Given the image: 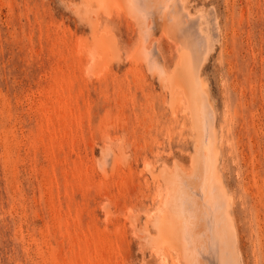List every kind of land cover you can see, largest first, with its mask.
<instances>
[{"label": "rangeland", "instance_id": "obj_1", "mask_svg": "<svg viewBox=\"0 0 264 264\" xmlns=\"http://www.w3.org/2000/svg\"><path fill=\"white\" fill-rule=\"evenodd\" d=\"M77 1L0 0V264H159L161 261H159L158 254L149 245L157 235L159 237L168 234V227H166V216L157 211L158 201L153 199V194L158 186L168 183L170 179L167 178L169 180L166 182L165 178L169 173L168 177L171 180L172 177L173 180H177L182 174V179L185 180L184 177L187 179V185L181 183L179 186L178 180H175L176 183L171 181L167 184L168 186L172 184L171 189L177 184L172 191L169 187L171 198L174 196L175 199L179 198V191H181L183 194L180 193L181 203L178 198L176 201L183 206H189V200L186 199L189 193L185 194L184 192L197 194L196 188L199 189L201 178L197 177V180H200V183L196 180V183H199L198 187L193 181L196 179V176L192 175L194 173L192 171L193 162L197 157L202 158L205 149H203L202 143L198 145L195 143V137L199 130L202 132V128L200 127L201 129L198 130L194 122L198 123V118L201 117V107H204L202 109L207 112L210 108H214L209 111L211 114L208 113L209 116L212 115L210 117L215 118L211 120L212 118L209 117L211 124L213 122V127L215 125L219 142H217L219 151L217 167H219L218 174L220 176L218 175L217 179L214 178L213 184L220 182V185H213L214 189L217 186L220 188L223 184L224 195L233 196V201L229 200L233 202L232 205L230 202L229 210L225 209L224 198L223 200L221 198V201L219 199L221 204L218 203L219 206H217L222 209V204H224L226 210H224L225 214L223 211L220 212V217L225 215V218H229V220L226 219L228 221L226 223L224 217L219 219V221L224 219L221 221L222 224L219 222L220 226L225 223V226L223 228L219 226V229L225 228L227 231L230 225L232 226V232L223 230L225 233L222 236L228 234L227 240L233 249L236 242L241 264H264V0H186V2L182 0L181 2L187 3L189 8L184 4L185 7H182V3L179 2L181 6L179 11L182 13L178 11L180 16L177 13L176 17H174L176 12L167 8L168 10H164V12L166 14V11L170 10L166 14L169 19L166 15L163 16L164 13H161L164 8L161 0H153L154 6L152 0H149V6L148 0L147 2L143 0L147 3L144 7H149L146 9H153L154 13H150L153 15V17L150 15L152 18L148 16L149 13L146 14L148 10L143 11V8L141 13L140 8L139 11H136L137 14L135 11L132 13L134 8H127L128 5H131L130 0L128 1L130 4L123 0L119 1L122 4H118V0H109L105 6H102L103 8L97 0L94 3L91 0L92 6L98 5L93 6L95 10L90 7V0H82L83 5L81 0ZM113 2L117 3L114 7ZM135 4L137 7L141 3ZM119 5L123 8L127 5V9H119L121 8ZM77 6L80 7V10L82 8V11ZM96 8H101L98 10V14ZM115 8L116 11L112 10ZM159 9L160 11H158ZM125 10L129 11L125 12ZM188 10L194 13H191L192 17L193 15L197 16L199 24H204L201 25V29L205 34L207 31V40H205L208 43L202 41V38L200 39L194 33L191 34L190 31L181 28L185 24V16L187 14L190 16V12L187 13ZM88 11L91 14H88V18H86V15L82 13L86 14ZM92 12L97 15L94 16ZM127 12L129 13L126 14ZM81 14L85 19H88V22H90L89 19L92 20L90 23H93L94 28H97L94 25L100 22V25L97 24L99 31L92 30L89 27L90 25L92 27V24L89 25V23L86 27L87 22ZM142 14L149 18L142 16L143 20H141L140 15ZM160 15V19L164 20L163 16L164 22L170 20V23L165 25L163 21L161 22ZM202 15L204 16L202 17ZM125 16L126 21L128 20L130 24H128L129 27L128 22L124 19ZM98 17H100V21ZM119 17L121 18L119 19ZM130 17L134 19L132 20ZM177 17L178 22L181 18L183 20L179 30V32L183 31L184 36L181 35V40H177L179 33L178 35H176L177 32L173 33L179 28V23L176 21V26H174L176 28L178 25L176 29L169 27L170 24H173L171 19L175 18L176 20ZM144 19H147L146 23L149 19L150 23L145 24ZM150 19L154 20H152L153 24ZM135 20L138 22L136 23ZM158 22H161L160 25ZM211 22H216L217 25L216 23L213 25ZM140 23H144L143 26ZM151 24L154 28L149 26ZM146 25L148 26V28L146 27L147 31L144 30L145 28H141ZM149 28L152 31H148ZM162 28L163 30L170 28L167 31H172L168 33L164 30L163 32ZM217 29L220 30L219 33ZM91 30L98 31V34L102 30L104 34L110 35V38L106 35L105 38H102L101 32L99 35L100 42H102L101 44L99 42L100 51L102 48L106 49V52L101 51L106 55L103 57L104 54H99V51L95 52V49L99 48L96 46L98 45L96 42L94 53L99 52L98 57L95 58V55L93 60L86 62V57L83 54H78L80 47L83 46V43L81 45L79 42L81 40L89 42L92 38H96ZM158 30L162 31L160 32L161 36ZM139 31L140 34L147 32L148 35L145 34L147 37H143V33V35H139ZM213 31L214 36L216 34L218 37L213 36L211 33ZM152 32L160 37L158 35L156 37L155 34L152 36ZM172 34H175V37ZM189 34L191 38L193 37L194 43L185 38ZM84 35H88L89 38H86L88 36L82 37ZM193 35L197 37L194 38ZM149 36L152 37L149 38ZM198 37L201 41L197 39ZM139 38L142 44L144 42L149 47L158 44L161 52L159 51L160 54L156 55L159 57L161 55L164 61L160 60L159 65L149 61V57L145 61L146 57L143 56L146 53L142 55L145 50L142 52L143 48L139 43ZM147 38L150 40L148 41ZM184 38L185 40H183ZM79 39L80 41H77L78 44H76V40ZM111 39L115 41L111 42ZM183 42L188 43L185 46L189 45L191 49H193V44L195 53L190 48L185 47L184 49V46L179 48L184 44ZM197 43L205 47L202 49L200 45H197L198 48L195 46ZM85 44L87 46V43ZM106 45L109 46L108 49ZM139 48L141 52H137L140 51ZM188 49L195 55L199 51L206 54L199 52L196 57H191L192 60L189 57L191 53ZM204 49H207L208 53ZM107 50H110L109 53ZM184 51L190 53L188 59L190 58V61L194 62L192 65L196 63L194 67L189 60H185L189 63H185L183 60V55L185 57L187 53L183 54ZM81 52L83 53V50ZM198 55H201L202 63H200ZM80 57L83 60H80ZM194 58L199 61V64ZM181 59L184 65H182ZM132 60L133 62H131ZM87 63L91 65L85 69ZM178 63L181 64V66L179 64V69L176 67ZM186 64L191 66L188 67ZM200 65L201 69H199ZM154 67L157 70L161 68L167 74L162 73L161 70L156 71V74L153 72L156 70V68L153 70ZM184 67H188L186 71L188 75L185 76L186 73L183 69L186 68ZM103 70L106 75L102 72ZM192 70L195 75L200 70V76L198 73L196 77L189 74ZM97 73L101 75L97 76ZM172 74L176 76H172ZM162 75L167 76L163 77ZM168 75L170 79L167 78ZM180 75L185 78L178 77ZM190 75L191 78L193 76L190 80L198 78L197 82L202 76L203 80L200 79L199 82L205 83L204 88L205 91L207 89L208 97H205L207 96L205 92H203L204 95L201 94L210 102L203 96L200 98L199 92L198 94L191 92L194 91L197 82H194L196 84L193 83V86L192 82L188 81L193 90L191 85L190 87L186 85L193 97L196 96L195 99L189 90L187 94H191L190 97L193 100L188 99V96L185 95L184 91L187 89L185 90L184 87L188 80L187 77ZM162 77L165 78V81ZM173 77H176L178 81ZM172 79H175L176 83L170 81ZM179 80L182 81L179 82ZM171 82L179 83L181 86L172 85ZM182 82L184 87L180 90V87L183 86ZM166 83L168 84L166 85ZM173 86L177 91H174L175 97L179 96L176 94L184 93L179 100L172 97L174 96ZM183 98L185 102L182 101ZM202 98L205 103L207 102L206 104L201 101ZM196 99H201L199 106L202 102V105H209L210 108L209 106L205 108L202 105L198 108L199 101ZM189 100L195 102V104L191 102L192 108ZM174 106L177 108L178 114L174 111ZM194 106H196V110L193 109ZM198 110H200L198 112L200 114L195 113ZM213 111L214 114H212ZM190 113L192 115L194 113L196 117L198 114L199 117L195 120V115L192 116ZM199 120L202 121L200 118ZM104 147L110 151L109 155H105L106 157L104 156ZM194 147L198 149L195 151L197 155L201 151L200 156H196ZM110 148L115 149L116 152ZM123 152L126 159L122 156ZM114 153H117L115 155L117 158L119 157L118 162L121 164L114 161L115 157H112L115 156ZM103 156L107 160L104 159V163L101 162ZM111 162L112 165H110ZM179 164L182 166H177ZM178 167L183 170L177 169ZM197 167L200 168L201 165ZM187 168L188 170H186ZM105 169H110L108 175L104 172ZM111 170H114L115 173L110 172ZM175 170H180L182 174L174 172ZM171 173L179 174L175 178V174L173 176ZM198 173H202L201 168ZM189 180L191 184L195 185H191L193 189L195 188L193 191L188 187L190 182L187 181ZM179 181L183 180L180 178ZM224 187L226 190L228 189L229 193H226ZM105 188L106 191H103L102 189L105 190ZM219 188L216 189L217 191H213V188L210 189L215 195L213 200L216 204L218 201L216 199L219 197L216 198V193ZM220 196L223 197L222 193ZM106 210L110 211H108L109 218H105ZM130 212L137 218L129 215ZM226 213L228 214L226 215ZM152 214L154 216L151 219ZM229 214L232 219L235 218L234 222L230 219ZM130 217L134 218V222L138 224L139 228L135 229L137 227L135 223L132 222L133 225L130 223V220L133 219ZM156 218L159 219L160 225ZM199 225L200 222L197 223L198 229ZM208 234L207 232V237ZM181 237V240H184L182 243L179 239V243H181L180 245L184 244L186 248L181 249L179 246L178 251L177 249L174 251L168 247L169 264H185L182 257L184 256L186 259L187 251H183L185 253L182 254L180 249H188L189 256L191 250L193 257L199 254V249L196 248L200 247L201 250L207 246L203 238L199 243L200 239L197 242L196 239L191 237V240L187 237L186 241V237L180 235ZM234 238H236L235 241ZM227 240L226 243L224 242L225 244L228 243ZM184 241L187 242L188 247L192 245V249H189ZM229 244H227L228 248H230ZM232 248L230 252H232ZM225 251L227 255L229 252H227V248ZM179 252L181 253L179 254ZM226 255V258L227 256L231 258V261L228 260L229 263H232L231 253ZM198 257L200 255L194 256L195 259ZM191 258H188L187 255L186 264H194L191 263L194 258ZM204 260L206 261V259Z\"/></svg>", "mask_w": 264, "mask_h": 264}, {"label": "bare ground", "instance_id": "obj_2", "mask_svg": "<svg viewBox=\"0 0 264 264\" xmlns=\"http://www.w3.org/2000/svg\"><path fill=\"white\" fill-rule=\"evenodd\" d=\"M75 1H77V0H75ZM78 1H79V0H78ZM78 1H77V2H78ZM84 1H85V0H84ZM92 1H93V3L95 2V0H92ZM97 1L99 2L98 4H100L101 8H103L102 6H105L106 3H107L109 0H97ZM114 1H116V0H114ZM119 1H121V0H118V4H122V3H121L122 1H121L120 3H119ZM123 1L126 2L127 4L129 3V2H128L129 0H126V1L123 0ZM150 1H151V0H150ZM152 1H153V0H152ZM157 1H160V0H157ZM181 1H182V0H161V4H162V6L164 7V8H162V9H163V12H161V13H164L163 16H165V15L167 14V12H170V10H169V11H166V14H165L164 10H168V9H170V8H171L174 12H176V13L173 12V13L175 14V16H174V14H173L174 17H176L177 13H178L179 16H180V13H182V11H179V10H181V6H180V3H182ZM80 2H82L81 4L83 5V1L81 0ZM86 2H87V1H86ZM86 2H84V3H86ZM124 2H123V3H124ZM130 2H131V5H128V7H127V5H126V7H127V8H134L133 11H132L131 9H129L130 11H132V13H133L134 11H135V13H136V11H137L139 8H140V13H141L142 10H143V11H144V10H145V11L148 10V12L146 11V14L149 13L148 16H150L151 14L154 13V12H153V9L150 8V9L152 10V12H151L150 9H146V8H149V7H144V6L147 5V3H146L147 0H146V2L143 1V0H142V1H141V0H130ZM139 2H140L142 5H141V4L138 5V6H137L138 8H137L135 3H139ZM142 2H143V3H142ZM148 2H149V0H148ZM155 2H156V1H155ZM179 2H180V3H179ZM184 2H186V0H185ZM89 3H90V7H92V8H93V6H94V7H95V6H98V5H93V6H92L93 3H91V0L89 1ZM89 3L87 2V4H89ZM115 3H116V2H115ZM115 3H114V2L112 3L113 7H114V5H117V3H116V4H115ZM145 3H146V4H145ZM158 3H159V2H158ZM124 4H125V3H124ZM129 4H130V3H129ZM149 4H150V2L148 3V6H149ZM152 4H153V6H154V1H153ZM156 4H157V3H156ZM161 4H160V5H161ZM183 4H184V3L181 4L182 7H185V6L187 7V6H188V5H186L187 3L184 4L185 6H183ZM77 5H78V4H77ZM82 5H79V6H82ZM84 5H86V4H84ZM109 5H110V4H109ZM79 6H77V8L80 10V7H79ZM86 6H87V5H86ZM88 6H89V5H88ZM119 6H120V5H119ZM124 6H125V5H124ZM134 6H135L136 8H135ZM153 6L150 5V7H153ZM90 7H89V8H90ZM113 7H112V8H113ZM116 7H117V6H116ZM120 7H121V8H119V9H123V10L126 8V7L123 8L122 6H120ZM156 7H157V6H156ZM86 8H87V7H86ZM92 8H91V9H92ZM101 8H99V9H101ZM127 8H126V9H127ZM142 8H143V9H142ZM154 8H155V7H154ZM165 8H166V9H165ZM167 8H168V9H167ZM187 8H189V7H187ZM91 9H87V10H91ZM93 9H94V8H93ZM96 9H97V8H96ZM99 9H97V14H98V12H99V11H98ZM141 9H142V10H141ZM160 9H161V8H160ZM160 9H159L158 11H160ZM162 9H161V10H162ZM182 9H183V8H182ZM195 9L197 10L198 8L196 7ZM83 10H84V6H83ZM94 10H95V9H94ZM112 10H115V11H116V8H115V9H112ZM123 10H122V12H123ZM129 10H125V12H126V11H129ZM183 10H184V9H183ZM206 10H207V9H206ZM80 11H82V8H81ZM80 11H78V12L80 13ZM104 11H105V10H104ZM118 11H119V10H118ZM138 11H139V10H138ZM178 11H179L180 13H179ZM184 11H185V10H184ZM204 11H205V10H204ZM84 12H85V11H84ZM84 12H83L82 14L86 15L85 17L88 18L87 15L89 14L90 11H88V13H86V14H85ZM86 12H87V11H86ZM171 12H172V11H171ZM189 12H190V11L188 10L187 13H189ZM74 13H75V12H74ZM105 13H106V11H105ZM107 13H108V11H107ZM128 13H129V12H127L126 14H128ZM140 13H139V14H140ZM142 13H144V12H142ZM150 13H151V14H150ZM191 13H192V12H190V14H189L190 16H191ZM195 13H196V12H195ZM197 13H198V11H197ZM199 13H200V12H199ZM82 14H81V16H82V18H83L84 16H83ZM90 14H91V13H90ZM90 14H89V15H90ZM92 14H93V12H92ZM95 14H96V13H95ZM95 14H93V15L95 16ZM97 14H96V15H97ZM119 14H120V13H119ZM123 14H124V13H123ZM136 14H137V13H136ZM139 14H138V15H139ZM144 14H145V13H144ZM144 14L140 15V19H141L142 16L144 17V16L146 15V14H145V15H144ZM168 14H169V13H168ZM192 14H194V13H192ZM215 14H216V13H215ZM110 15H112V14H110ZM131 15H134V14H131ZM131 15H129V16H131ZM154 15H155V14H154ZM169 15H170V14H169ZM171 15H172V13H171ZM198 15H199V14H198ZM200 15H201V14H200ZM77 16H78V15H77ZM79 16H80V15H79ZM115 16H116V13H115ZM134 16H135V15H134ZM151 16L153 17V15H151ZM151 16H150V17H151ZM163 16H162V18L165 20V18H164ZM166 16H167V15H166ZM173 16H172V17H173ZM179 16H178V17H179ZM187 16H188V14L185 16V19H184V23H185V24H184L183 26L181 25L182 27L180 26L181 21H183L182 18H181L180 22L177 21L178 17L176 18V20H175V18H174L175 22H174L173 18H172V19L170 18L171 21H173V24H170L171 26H169V27H174V26H176V24H175L176 21L179 23V24H178V25H179V28H178V29H176V28L178 27V25H177L176 28L174 27L177 31H176V30H175V31L173 30V31H174L173 33L177 32L176 35H178V33H179V35H178V37H177V40H178V39L181 40V35L183 36V33H182L183 31H182V32H179L180 27H181L182 29L184 28L186 31H190L191 34L194 33V35L199 36L200 39L202 38V39H201L202 41H203V40L206 41V40H207V39H206L207 31L204 30V31L206 32V34H205V33L202 31L203 29H201V25H204V24H199V22H198L199 20L196 18L197 16L194 17V15H193L194 18H193L192 16H191V17L188 16V19H186ZM203 16H204V15H202V17H203ZM85 17H84V20H85V22H87V23H86L87 25L85 24L86 27L88 26V23H89V25L92 24V27H91V25L89 26L90 28H92V30H93V29L98 30V29H97V28L99 27V26H97L98 23H97L96 25H94V26L97 27V28H94V27H93V23H90L92 20L89 19L90 22H88V19H85ZM91 17H92V16H91ZM91 17H90V18H91ZM136 17L138 18V16H136ZM145 17H147V16H145ZM152 17H151V18H152ZM160 17H161V15L159 16V20H160L161 22L163 21V23H165V25H166V24L168 25V23H170V22H169L170 20H168V22L166 21V22H167V23H166V22H164V20L160 19ZM167 17H168V19H169V16H167ZM205 17H206V15H205ZM210 17H211V16H210ZM98 18H99V21H100V17H98ZM114 18H115V17H114ZM120 18H121V17H119V19H120ZM125 18H126V16L124 17V19H125ZM130 18L132 19V17H130ZM137 18H135V19H137ZM147 18H149V17H147ZM206 18H207V17H206ZM133 19H134V18H133ZM133 19H132V20H133ZM155 19H156V18H155ZM157 19H158V17H157ZM157 19H156V20H157ZM208 19H209V18H208ZM80 20H81V17H80ZM82 20H83V19H82ZM84 20H83V21H84ZM86 20H87V21H86ZM137 20H139V19H137ZM141 20H143V18H142ZM146 20H147V19H146ZM146 20L144 19V23H145V24L150 23V22H149V19H148V23H146ZM150 20H151V19H150ZM152 20H153V19H152ZM152 20H151V22H152ZM178 20H179V19H178ZM201 20H202V18H201ZM203 20H204V19H203ZM205 20H206V19H205ZM99 21H98V22H99ZM125 21H126V19H125ZM153 21H154V20H153ZM157 21H158V20H157ZM85 22H84V23H85ZM93 22H95V21H93ZM96 22H97V21H96ZM123 22H124V20H123ZM126 22H128V20H127ZM126 22H125V23H126ZM131 22H132V21H131ZM135 22H136V20H135ZM135 22H133V23L135 24ZM137 22H138V21H137ZM137 22H136V23H137ZM141 22H143V21H141ZM161 22H158V24L161 23ZM201 22H202V21H201ZM206 22H207V20H206ZM206 22H205V23H206ZM120 23H121V21H120ZM133 23H132V24H133ZM144 23H140V24L143 26ZM182 23H183V22H182ZM211 23H212V22H211ZM215 23H216V22H215ZM215 23L213 22L212 24L214 25ZM128 24H129V22L127 23V25H128ZM152 24H153V22H152ZM152 24L149 25V26H150V27H153ZM98 25H100V22H99ZM129 25H130V24H129ZM129 25H128V27H129ZM137 25H138V24H137ZM154 25H156V22H154ZM159 25H160V24H159ZM199 25H200V26H199ZM207 25H209V24L207 23ZM216 25H217V23H216ZM216 25H215V26H216ZM218 25H219V24H218ZM157 26H158V25H157ZM205 26H206V25H205ZM211 26H212V25H211ZM211 26H210V27H211ZM128 27H127V28H128ZM130 27H131V26H130ZM133 27H134V26L132 25V28H133ZM138 27H139V26H138ZM146 27L148 28L147 25H146L145 27H141V28H145L144 30H146V29H147ZM161 27H162V24H161ZM165 27H166V26H165ZM202 27H203V26H202ZM216 27H217V26H216ZM153 28H154V27H153ZM174 28H172V29H174ZM189 28H190V30H188ZM204 28H205V27H204ZM206 28H208V27H206ZM206 28H205V29H206ZM212 28H213V27H212ZM101 29H102V28H101ZM128 29H129V30H132V29H130V28H128ZM158 29H160V28L158 27ZM169 29H170V28H169ZM169 29H167V30H169ZM209 29H211V28H209ZM92 30H91V32L94 34V36H96V38H92V39H94L93 41H92L91 38H90V39H91V40H90L91 42H90L89 40H88L89 42H86V41L84 42V41H82V40H81V41H82V42H81L80 39H79V40H76V42H77V41H80L79 43H80L81 45H82V43H83V46L79 45V46H81V47H80V52L83 50V53H82V52L80 53L79 51H78L79 53H78V52H77V53H78V54H83V55L86 57V59H85L86 62H87V60H88V62H89V60H90V61L93 60V56H95V55H96L95 58L98 57L97 54H98L99 52H100L99 54H102V55H103L104 53H102L101 51L104 50V52H106V51H105L106 49H103V48H102V50L100 51V49H101V48H100V44H101L102 42H100V41H101V38H100L99 35L101 34V32H102V35H101L102 38H103V37L105 38V35L108 36V37L110 36V35H107V33L104 34L105 29H103L104 31L101 30L100 34H98V33H99V32H98L99 30L97 31L98 33L95 32V30H94V31H92ZM139 30H140V29H139ZM149 30L152 31V29H150V28L148 29V31H149ZM153 30H154V29H153ZM161 30L164 32L165 28H164V30H163V28H162ZM167 30H165V31L168 32ZM213 30H215V29H213ZM140 31H141V30H140ZM140 31L138 32L139 35H141L142 33L144 34V32H142V33L140 34ZM146 31H147V30H146ZM146 31H145V32H146ZM155 31H157V30H155ZM158 31H159V30H158ZM162 31H159V35H160V32H162ZM171 31H172V30H171ZM171 31H169V32H171ZM208 31H209V30H208ZM210 31H211V30H210ZM217 31H218V29H217ZM217 31H216V33H217ZM219 31H220V30H219ZM219 31H218V33H219ZM94 32H95V33H94ZM105 32H106V31H105ZM109 32H110V31H109ZM166 32H165V33H166ZM169 32H168V33H169ZM92 33H88V34H92ZM127 33H128V32H127ZM129 33H130V32H129ZM150 33H151V32H150ZM150 33H149V35H151ZM152 33H153L152 36H154L155 33H154V32H152ZM156 33H157V32H156ZM180 33H182V34H180ZM211 33H212L213 36H214V31L211 32ZM97 34H98V36H99V37H98L99 41H97V40H98V39H97ZM103 34H104V36H103ZM143 34H142V35H143ZM145 34L148 35L147 32H146ZM145 34L143 35V37L145 36ZM166 34H167V33H166ZM212 34H211V35H212ZM157 35H158V34H157ZM157 35L155 34L156 37H157ZM159 35H158V36H159ZM162 35H163V34H162ZM172 35H173V34H172ZM185 35H186V33H185ZM194 35H193V36H194ZM86 36H88V35H86ZM86 36L84 35V36H82V37L85 38ZM94 36H93V37H94ZM152 36H151V37H152ZM160 36H161V35H160ZM160 36H159V37H160ZM165 36H168V35H165ZM170 36H171V35H170ZM173 36L175 37V34H174ZM179 36H180V38H179ZM197 36H194V38L197 37ZM209 36H210V35H209ZM209 36H208V38H209ZM216 36H217V35L215 34L214 37H216ZM111 37H112V36H111ZM146 37H147V36H145V38H146ZM151 37L149 36V38H151ZM156 37H155V38H156ZM162 37H163V36H162ZM174 37H173V38H174ZM183 37H184V36H183ZM199 37H198L197 39H199ZM210 37H211V36H210ZM214 37H213V38H214ZM217 37H218V36H217ZM86 38L88 39L89 36L86 37ZM109 38H110V37H109ZM140 38H141V37H140ZM140 38H139V40H140ZM145 38H144V39H145ZM149 38H147L148 41L150 40ZM164 38H165V37H164ZM168 38H169V37H168ZM185 38L188 39V40H191L192 42H193V40H194L193 37H192V38L190 37V34L188 35V37L186 36ZM185 38H184L183 40H185ZM190 38H191V39H190ZM76 39H78V37H76ZM87 39H85V40H87ZM96 39H97V40H96ZM144 39H143V41H144ZM158 39H159V38H158ZM165 39H166V38H165ZM170 39H171V38H170ZM200 39H199V41H201ZM205 39H206V40H205ZM210 39H211V38H210ZM83 40H84V39H83ZM95 40H96V41H95ZM154 40H155V39H154ZM156 40H157V38H156ZM180 40H179V41H180ZM183 40H182V41H183ZM188 40H187V41H188ZM112 41H115V40H112V39H111V42H112ZM166 41H167V39H166ZM187 41H186V42H187ZM195 41L198 42V43H200V42L197 41L196 39H195ZM212 41H213V40H212ZM93 42H94V43H93ZM96 42H98V45H96ZM99 42H100V44H99ZM103 42H104V41H103ZM145 42H147V41L145 40ZM152 42H154V41H152ZM180 42H181V41H180ZM188 42H189V41H188ZM206 42H207V41H206ZM206 42H205V43H206ZM84 43H87V46H86V44L84 45ZM91 43H92V44H91ZM105 43H106V42H105ZM139 43H141V40H140ZM172 43H173V42H172ZM181 43H182V42H181ZM183 43H184V42H183ZM193 43H194V42H193ZM198 43H197L196 45H195V44H194V45H195L196 47H198V46L200 45V44L198 45ZM207 43H208V42H207ZM210 43H211V42H210ZM76 44H78V42H77ZM88 44H89V45H88ZM93 44H94V45H93ZM113 44H114V43H113ZM113 44H112V45H113ZM141 44H142V43H141ZM147 44H148V43H147ZM187 44H188V43H187ZM187 44L184 43V44H182L179 48H182V46H184V49H185V47H186L185 45H187ZM189 44H190V43H189ZM191 44H192V43H191ZM213 44H214V43H213ZM90 45H91V47L93 46V48H91ZM95 45H96L97 47H99V48H96V47H95L96 49H98V50L95 49V52H96V51H99V52H97V53H94V46H95ZM177 45H178V44H177ZM197 45H198V46H197ZM201 45H202V44H201ZM201 45H200V47L203 49L205 46L202 47ZM203 45H204V44H203ZM106 46H107V45H106ZM117 46H118V45H117ZM169 46H170V45H169ZM76 47H77V46H76ZM76 47H75V49H76ZM101 47H104V46L101 45ZM114 47H115V44H114ZM137 47H139V46H137ZM141 47L143 48V49H142V50H143L142 52H144V50H145V52L142 53V55H144V54L146 53L145 56H143V57H146L145 61L147 60V57H149V58H148V59H150L149 61H151V62H153V63L156 64V63H158L160 60L162 61V60L164 59V58H161V55H160V57L157 56L158 53L160 54V52H161V50L159 49L158 44H157V45H156V44H153V45H151V47H149L148 45H146V43L144 44V42H143V44L141 45ZM108 48H109V46H107V49H108ZM110 48H111V47H110ZM115 48H116V47H115ZM169 48H170V47H169ZM186 48H190V46L188 45ZM192 48L195 49V47H193V44H192ZM198 48H199V47H198ZM201 48H200V49H201ZM214 48H215V47H214ZM92 49H93V50H92ZM118 49H119V47H118ZM139 49H140V48H139ZM190 49H191V48H190ZM190 49H188V51H189ZM193 49H191V50L194 52ZM196 49H197V48H196ZM212 49H213V47H212ZM78 50H79V47H78ZM191 50H190V51H191ZM204 50H205V49H204ZM107 51H108V50H107ZM109 51H110V50H109ZM109 51H108V53H109ZM159 51H160V52H159ZM179 51H180V50H179ZM188 51H186L187 53H186L185 51H184V53L182 52L183 54L186 53V55H187V56L185 55V57H184V55H183V60H184V61H185V60H187V61L189 60V62H191V65H192V64L194 63V62L192 61V60H193L192 58H193V57H196V55H197L200 51H199L198 53L196 52V53H197L196 55L194 54L195 52L193 53V52H190V51H189V52L191 53V54H190V53H188ZM195 51H196V50H195ZM197 51H198V50H197ZM205 51L208 53L207 49H206ZM210 51H212V50H210ZM120 52H122V51H120ZM120 52H119V53H120ZM137 52H141V49H140V51H137ZM137 52H136V54H137ZM201 52H202V51H201ZM201 52H200V53H201ZM171 53H172V52H171ZM202 53H205V52H202ZM156 54H157V55H156ZM188 54H190V56H189L190 58L192 57V58H191V59H192L191 61H190V58L188 59ZM193 54H194V56H191V55H193ZM205 54H206V53H205ZM105 55H106V54H104L103 57H104ZM122 55H123V54H122ZM155 55H156L157 57H156ZM202 55H203V54H202ZM113 56H114V55H113ZM162 56H163V55H162ZM181 56H182V54H181ZM198 56H199V60H200V59H201V58H200L201 55H198ZM204 56H205V55H204ZM204 56H203V60H204V58H205L207 55H206L205 57H204ZM81 57H83V56H81ZM81 57H80V60H81V59L83 60V58H81ZM122 57H124V56H122ZM132 57H133V56H132ZM158 57H159V58H158ZM110 58H112V57L110 56ZM129 58H130V56H129ZM134 58H135V57H134ZM184 58H186V59H184ZM100 59H101V57H100ZM126 59H127V58H126ZM158 59H159V60H158ZM194 59L196 60V58H194ZM95 60H96V59H95ZM98 60H99V59H98ZM114 60H115V59H114ZM177 60H178V59H177ZM195 60H194V61H195ZM201 60H202V59H201ZM201 60H200V61H201ZM96 61H97V60H96ZM111 61H112V60H111ZM142 61H143V60H142ZM142 61H141V62H142ZM163 61H164V60H163ZM181 61H182V59H181ZM187 61H185V63H186ZM196 61H198V60H196ZM81 62H82V61H81ZM99 62H100V61H99ZM101 62H102V60H101ZM131 62H133V60H132ZM182 62H183V61H182ZM189 62H187V63H189ZM192 62H193V63H192ZM204 62H205V61H204ZM104 63H105V62H104ZM200 63H202V61H201ZM84 64H85V63H84ZM87 64H88V63H87ZM147 64H148V63H147ZM151 64H152V63H151ZM151 64H149V65L151 66ZM159 64H160V63H158V65H159ZM179 64H180V63H178L177 66L175 65L176 67H178V69H179V67L181 66V64H180V66H179ZM198 64H199V61H198ZM89 65H91V64H88V65L85 67V69H88V66H89ZM109 65H110V64H109ZM131 65H132V64H131ZM137 65H138V63H137ZM153 65H154V64H153ZM182 65H184V62H183ZM189 65H190V64H189ZM189 65L186 64V66H188V67H189ZM191 65H190V66H191ZM195 65H196V63H195ZM195 65H192V66L194 67ZM202 65H203V64H202ZM82 66H83V65H82ZM96 66H97V65H96ZM103 66H104V65H103ZM154 66L158 67L157 65H154ZM161 66H162V64L160 65V67H161ZM197 66H199V65H197ZM89 67H90V66H89ZM137 67H138V66H137ZM148 67H149V66H148ZM151 67H152V66H151ZM156 67H154L153 70H154ZM176 67H175V69H176ZM188 67H184V68H186L185 70L183 69V71L186 73V74H184V76H185V75H188V74H187L188 72H186ZM104 68L107 69L106 67H104ZM108 68H109V66H108ZM139 68H140V67H139ZM163 68H164V67H163ZM182 68H183V67H182ZM190 68H192V67H190ZM190 68H189V69H190ZM195 68H196V67H195ZM195 68H194V70H195ZM197 68H198V67H197ZM83 69H84V67H83ZM93 69H94V68H93ZM96 69H97V68H96ZM105 69H104V70H105ZM129 69H130V68H129ZM131 69H133V68H131ZM149 69H150V67H149ZM164 69H165V68H164ZM189 69H188V71H189ZM192 69H193V68H192ZM199 69H201V65H200V68H199ZM104 70L102 71L103 73L105 72ZM108 70H109V69H108ZM151 70H152V69H151ZM153 70H152V71H153ZM158 70H159V71L161 70V72L164 73V74L166 73V72H163L161 68L158 69ZM158 70H157V68H156V70L153 71V72L156 73V71L158 72ZM166 70H167V69H166ZM197 70H198V69H197ZM94 71H95V70H94ZM174 71H175V70H174ZM174 71H173V74H174ZM97 72H98V70H97ZM100 72H101V70H100ZM161 72H160V73H161ZM171 72H172V71H171ZM195 72H196V71H195ZM83 73H84V72H83ZM103 73H102V74H103ZM105 73H106V72H105ZM105 73H104V75H106ZM168 73H169V72H168ZM176 73H177V72H176ZM197 73L199 74V73H200V70H199V72H197ZM197 73H196V75H197ZM93 74H94V73H93ZM97 74H98V73H97ZM99 74H100V73H99ZM99 74H98L97 76H99ZM156 74H157V73H156ZM166 74H167V73H166ZM173 74H172V76H176V75H173ZM189 74H193V70L190 71ZM84 75H85V74H84ZM100 75H101V74H100ZM104 75H103V76H104ZM152 75H154V74H152ZM158 75H159V74H158ZM196 75L193 74V76H195V77H196ZM85 76H86V75H85ZM162 76H163V75H162ZM166 76H167V75H165V76H163V77H166ZM184 76H183V77H184ZM193 76H192V78H193ZM198 76H200V74H199ZM163 77H162V79H163ZM169 77H170V76L168 75L167 78H169ZM178 77H181V75L178 76ZM183 77H181V78H183ZM189 77H190V78H189ZM189 77H187L188 80L185 79V80H187V82H188V81L190 82V81H191L190 79H192V78H191V75H190ZM160 78H161V75H160ZM173 78H175V79L178 81V79H177L176 77H173ZM184 78H185V77H184ZM201 78H202V76H201ZM201 78H200V79H201ZM162 79H160V80H162ZM164 79H165V78H164ZM164 79H163V80H164ZM169 79H170V78H169ZM169 79H168V80H169ZM175 79H174V80L172 79V80H170V81H172V82L174 81V82L176 83V80H175ZM179 79H180V78H179ZM197 79H198V78H197ZM197 79H196V80H197ZM200 79H199V81H200ZM196 80H195V79L192 80V81H191L192 84H193L194 82H197ZM202 80H203V79H201V81H202ZM164 81H165V80H164ZM164 81H163V82H164ZM180 81H182V80H179V82H180ZM199 81L197 82L198 84L194 83V84H196V86H197V85H198V86H197V87L195 86L194 91H191V92H197L196 94H198V92H199L200 94H201V93L203 94V92H205V94H206V93H207V89H206V91H205V88H204V84H205V83L203 84L202 82H199ZM159 82H160V81H159ZM166 82H167V81H166ZM172 82H171V83H172ZM183 82H184V81H183ZM183 82H182V85H183L182 87H180L181 85H180L179 83H177L178 85H180V86H179V87H180V90H181V88L184 87ZM185 82H186V81H185ZM187 82L185 83V87H184L185 90L187 89V86L190 87V85H191V84H189V82H188V84H187ZM191 82H190V83H191ZM175 83H174V84H175ZM206 83H207V82H206ZM167 84H168V83H166V85H167ZM169 84H170V83H169ZM174 84L172 83V85H174ZM177 84H175V86H176ZM194 84H193V86H194ZM166 85H165V87H166ZM172 85H170V87H171ZM186 85H187V86H186ZM207 86H208V85H207ZM207 86H206V87H207ZM160 87H161V85H160ZM171 88H172V87H171ZM171 88H170V90H172ZM173 89H174V90H173V95H174V96H172V95H171V96L174 98V97H175V94H174V93L177 92V91H175L176 89H175L174 86H173ZM178 89H179V88H178ZM191 89H192V85H191ZM164 90H165V88H164ZM180 90H179V91H180ZM182 90H183V89H182ZM188 90H189V92H190V89L188 88L186 91H184V93L186 92L185 95L188 96V99H189V98L192 99L193 94H192L191 92H190V93H191L192 95H191V94H187V91H188ZM192 90H193V89H192ZM174 91H175V92H174ZM163 92H164V91H163ZM180 92H181V91H180ZM189 92H188V93H189ZM184 93H183V94H184ZM171 94H172V91H171ZM183 94H182V93H181V95H180V94H176V95H179V96H178L179 98H178V97H175V98H177V99L179 100V99H180V96H181V98H182V95H183ZM196 94L194 93V95H196ZM202 94H201L200 98L204 95V94H203V95H202ZM165 95H166V93H165ZM190 95H191L192 97H190ZM198 96H199V95H197V98H199ZM172 97H170V99L173 100ZM195 97H196V96H194L193 98L195 99ZM205 97H206V98L208 97V93H207V96H205ZM163 98H164V97H163ZM203 98H204V96H203ZM203 98H202V100L200 99L202 102H204L205 100H209V99H206V98H204V99H205V100H204ZM188 99H186V101H188ZM191 99H190V100H191ZM178 100H177V102H178ZM183 100H184V98L182 99V101H183ZM190 100H189V102H190V106H191V108H192L191 102L194 103V104H195V102L190 101ZM192 100H193V99H192ZM196 100L199 101V102L197 103L198 106H199L200 100H199V99H196ZM203 100H204V101H203ZM211 100H212V99H211ZM173 101H175V100H173ZM194 101H195V100H194ZM169 102L172 103L171 101H169ZM183 102H185V101H183ZM196 102H197V101H196ZM202 102H201V105H202ZM208 102H210V100H209ZM166 103H167V102H166ZM173 103H176V102H173ZM204 103H205V102H204ZM204 103H203V104H204ZM206 103H207V102H206ZM206 103H205V104H206ZM177 104H179V103H177ZM177 104H176V105H177ZM197 104H196V105H197ZM184 105H185V104H184ZM184 105H183V106H184ZM201 105H200V106H201ZM210 105H212V103H210ZM167 106H168V105H167ZM179 106H180V104H179ZM200 106H199L198 108H200ZM202 106H205V105H202ZM208 106H209V105L205 106V108H206V107L208 108ZM211 107H212V106H211ZM173 108H174V111L177 113V112H178V111H176L177 108H176L175 106H174ZM182 108H184V107H182ZM187 108H189V107H187ZM191 108H190V109H191ZM202 108L204 109V107H201V109H200V110H201V114L198 113L200 110L195 111V113L200 114L202 118L199 117L198 114H197V117H196V115L193 113V115H195V120L199 117L200 119H202V121L199 120V118H198V123H197V121L194 122V120H193V122H194V124L196 123L195 125H196V127L198 128V130L202 128V130H201L202 132H200V130H199V131H198V134L196 133L197 135H196V137H195V138H196L195 143H197V145L202 143V147L204 146L203 149H205V151L202 153V158L197 157V158L194 160V162H193V163H194V166H193V168H192V171H193L194 173L191 172L192 175H193L194 177L196 176V179L193 180V181H195L194 183L196 184V186H198L197 184H199V183H200V180H201V183H200V185H199V186L201 187V190H199L200 187L198 186L199 189L196 188L198 192L195 190L196 193H197L196 195H194V194H192V193H191V194H192V195H191L190 192H184V191L182 190V192H184L185 194L189 193V194H188V198H186L187 200H189V201H188V202H189V206H188V205L183 206L182 204H180V203H181V200H180V199H182V198H180V195L182 194L181 191H179V190L177 189V190L179 191V195H178L179 198H178L177 195H176V197L179 199V202H180V203L177 202V201H178L177 198H176V199H177V201H176L175 196H174V198H173V197L171 198V192L169 191V187H170L172 184L169 185V186H168L167 184H169V182H171V181L174 182L176 179L173 180V177H172V180H171V178L168 177V176H170V173H169V175L166 176V178H165V179H167V178L170 179V180H169V179L165 180L166 182L169 180L168 183H163V184H166V185H160V182H159V185H160V186L157 185L158 188H157L156 192L153 194V197H154L153 199H156V201H158L157 211L159 212V214H162V215L166 216V218H167V225H168V226L166 225V227H168V232H167L168 234H166V235L163 234V235H160L159 237H158V235H157L156 239L154 238V240H152V242L150 241V242H151V245H149V246H151V249H153V251H155V252L158 254V256H159V258H160L159 261H161V262H160L161 264H169V255H168V252H167V250H168L167 248H168V247L171 248V250L177 249V248H179V246L181 247V249H182L183 247L186 248V246H185L184 244H182V245H183V246H182V245H180L181 243H179V239H180V242H182V241L184 240V239L181 240L182 237L180 238V235L183 236V237H186V238H185L186 241H187V239H188L187 237H189V239L192 237L193 239H196L197 242H198V239H200V240H199V243H201L200 241H201L202 238H203V241H205V243H207V244H206L207 246L205 247V249H201V250H200V247H199V248H196L197 250L199 249V254H198V252H196V253H197L198 255H200V257H198L197 259H195L194 256L197 257L198 255H194L193 257L191 256V254H192V253H191V252H192L191 250H190V256H189L188 249H187V250H186V249H185V250H184V249H183V250L180 249V251H182V254L185 253V252L187 251L186 254L188 255V258H189V257H190V258H191V257L194 258V260H193L192 258H191L192 260L190 259V260H191V263H194V264H195V263L198 261V263H196V264H227V263H228V264H241V263H240L241 258L239 259V253H238V250H237V248H236V242L234 243V249H233V248H232V245L230 246V244H229V242H228V240H227V235H228V234L226 233V234H227V235H225L226 237H225V236H222V234L225 233V232L223 231V230H225V228H224V229H222V228H223V226H225V223L228 222L227 220H229V218L227 219V218L224 217V216H225L224 214H225V211H226L225 209H228V210H229V208H230V202H231V205H232V203H233V202H232V201H233V199H232L233 196H232V195H231V196L229 195V196H230V197H229V196H227V195H224L225 192L223 191V187H222L223 184L221 185L220 188L218 187V186L220 185V182H219V184H218L217 182H215V183L213 184V182H214V178L217 179V178H218L217 176L219 175V174H218V168H219V167H217V163H218V161H217V159H218L217 156H218V152H219L218 149H217L218 136H217V131L215 130V125H214V127H213V122H212V124H211V121H210V119H209V117L212 116V115L209 116L208 113H209V111H211V109L214 110V108H213V107L210 108V106H209L210 110H208V112L205 110L206 113H205V111H204ZM166 109H167V108H166ZM179 109H180V108H179ZM190 109H189V110H190ZM193 109L196 110V106H194ZM193 109H191V110H193ZM180 110H181V109H180ZM171 111H173V110H171ZM174 111H173V112H174ZM185 111H186V110H185ZM182 112H183V111H182ZM202 113H203V114H202ZM170 114H171V113H170ZM177 114H178V113H177ZM190 114H191V113H190ZM209 114H211V113H209ZM212 114H214V111L212 112ZM172 115L174 116L175 114L172 113ZM184 115H185V113H184ZM191 115H192V114H191ZM193 115H192V116H193ZM192 116H191V117H192ZM170 117H171V115H170ZM170 117H168L169 120H170ZM174 117H176V116H174ZM174 117H173V118H174ZM177 117H178V116H177ZM214 117H215V116H214ZM210 118H212V117H210ZM175 119H176V118H175ZM193 119H194V118H193ZM214 119H215V118H212L211 120H214ZM176 120H177V119H176ZM184 120H185V119H184ZM200 121H201V123H200ZM193 122H192V123H193ZM181 123H182V122H181ZM172 124H173V123H172ZM174 124H175V122H174ZM166 125H167V124H166ZM183 126H184V125H183ZM183 126H182V127H183ZM182 127H181V128H182ZM200 127H201V128H200ZM192 128H194V127H192ZM197 128H196V129H197ZM194 129H195V128H194ZM194 129H193V131H194ZM199 132H200V133H199ZM219 134H220V133H219ZM108 135H109V134H108ZM123 135H124V134H123ZM125 136H126V135H125ZM194 136H195V135H194ZM106 137H107V136H106ZM110 137H111V136H110ZM117 137H118V136H117ZM125 139H126V138H125ZM119 140H120V139H119ZM121 140H122V138H121ZM122 141H123V140H122ZM125 141H126V140H125ZM198 142H199V143H198ZM221 142H222V141H221ZM122 143H125V142H122ZM122 143H121V146H122ZM218 143H219V142H218ZM117 144H118V143H117ZM101 145H102V144H101ZM124 145H125V144H124ZM195 145H196V144H195ZM105 146H106V145H105ZM107 147H108V146H107ZM195 147H196V146H195ZM195 147H194V148H195ZM104 148H105V147H104ZM104 148H103V150H104V152H105V153H104V156H105V155H109V153H110L109 149H108V148H105V149H104ZM114 148H115V146H114ZM116 148H117V147H116ZM197 148H198V147H197ZM218 148H219V147H218ZM110 149H111L112 151H115V149L113 150V148H110ZM195 149H196V148H195ZM203 149H202V150H203ZM200 150H201V148H200ZM112 151H111V152H112ZM125 151H126V150H125ZM195 151H198V149L194 150V152H195ZM115 152H116V151H115ZM119 152H120V151H119ZM119 152H118V154H119ZM192 152H193V151H192ZM200 152H201V151L198 152V155H197L196 152H195L196 156H200V155H199ZM121 153H122V151H121ZM111 154H112V153H111ZM115 154H117V153H114L113 155H115ZM193 155H194V154H193ZM104 156H103V157H104ZM118 156H119V155H118ZM122 156H124V157L126 156V155L124 154V152H123ZM196 156H195V157H196ZM95 157H96V156H95ZM99 157H101V156H99ZM105 157H106V156H105ZM105 157L103 158V160L101 159V160H102L101 162H103L104 159L106 160ZM112 157H115V158H114V161H115V162L121 164V162H118L119 157L117 158L116 155H115V156H112ZM112 157H111V158H112ZM120 157H121V155H120ZM124 157H123V158H124ZM195 157H194V158H195ZM108 158H109V157H108ZM125 159H126V157H125ZM128 159H129V158H128ZM112 160H113V159H112ZM123 160H124V159H123ZM106 161H107V160H106ZM106 161H105V162H106ZM145 161H146V160H145ZM112 162H113V161H112ZM112 162L110 163V165H112ZM124 162H125V161H124ZM131 162H132V161H131ZM99 163H100V160H99ZM103 163H104V162H103ZM145 163H147V162H145ZM148 164L151 165V163H148ZM164 164H165V163H164ZM177 164H178V163H177ZM101 165H102V164H101ZM162 165H163V164H162ZM198 165H201L200 168H201V170H202V173H201L202 175L198 173V171L200 170V168L197 167ZM115 166L117 167L118 165L116 164ZM126 166H127V165H126ZM128 166H129V165H128ZM130 166H131V165H130ZM144 166H145V165H144ZM144 166H143V169H144ZM174 166H175V165H174ZM177 166H182V165L179 164V165H177ZM108 167L110 168V166H108ZM112 167H113V166H112ZM112 167H111V169H112ZM116 167H114V168H116ZM146 167H147V166H146ZM165 167H166V166H165ZM191 167H192V166H191ZM101 168H102V167H101ZM103 168H106V167H103ZM181 168H182V167H181ZM106 169H107V168H106ZM106 169H105L104 172H106L107 175H108V173H109L108 171H109L110 169H108V170H106ZM117 169H118V167H117ZM146 169H147V168H146ZM170 169H171V168H170ZM177 169H180V168L178 167ZM189 169H190V168H189ZM114 170H116V169H114ZM114 170H111L110 172L115 173ZM171 170H172V169H171ZM180 170H183V168L180 169ZM180 170H179V171H178V170H175L174 172H179V173H181ZM186 170H188V168H187ZM186 170H185V171H186ZM190 170H191V169H190ZM166 171H167V170H166ZM155 172H156V171H155ZM189 172H190V171H189ZM113 173H111V174H113ZM164 173H165V172H164ZM179 173H178V174H179ZM185 173H186V172H185ZM158 174H159V173H158ZM171 174H172V173H171ZM174 174H175V173H173L172 175L174 176ZM178 174H177V173L175 174V178H176V175H178ZM181 174H182V173H181ZM188 174H189V173H188ZM102 175H103V174H101V176H102ZM156 175H157V174H156ZM172 175H171V176H172ZM182 175H183V174H182ZM182 175H180V177H178V179H177L178 181H177V180H176V181H177L178 185H179V184L181 185V183H184V184L187 185V183H186V180H187V179H186V177H184L185 180L182 179V177H181ZM184 175L186 176V174H184ZM157 176H158V175H157ZM188 176H189V175H188ZM193 176H192V177H193ZM219 176H220V175H219ZM102 177H103V176H102ZM153 177H154V175H153ZM192 177H188V178H192ZM197 177H200L201 179H200V180H199V179L197 180ZM161 178H162V177H161ZM180 178H181V180H183L184 182H183V181H182V182L179 181ZM219 178H220V177H219ZM101 179H102V178H101ZM107 179H108V178H107ZM163 180H164V179H163ZM163 180H162V181H163ZM196 180H197L199 183H196ZM219 180H220V179H219ZM102 181H104V180H102ZM108 181H109V180H108ZM162 181H161V182H162ZM176 181H175L174 183H176ZM193 181H192V182H193ZM157 182H158V181H157ZM179 182H180V183H179ZM187 182H190V180L187 181ZM221 182H222V181H221ZM215 184H217L218 186L216 185L217 187L215 186L216 188L214 189V186H213V185H215ZM174 185H175V184H174ZM176 185H177V184H176ZM176 185H175V186H172V189H173V187L175 188ZM180 185H179V186H180ZM186 185H184V186L186 187V190H188ZM188 185H189L188 187H189V189H191V191H193V190L195 189V188L193 189V187L191 186V185L195 186L193 183L191 184V182H190ZM211 185H212L213 187H212ZM179 186H178V187H179ZM182 186H183V184H182ZM178 187H177V188H178ZM190 187H191V188H190ZM181 188H183V187H181ZM212 188H213V191H217L216 189L219 188V189H218L219 191L216 193V198H217V196L220 197V198L218 197V199H216V201L218 200V201H217V204H216L215 200H213L214 197H215V195L211 192ZM172 189H171V187H170V190H171V191H172ZM179 189H180V188H179ZM183 189L185 190V188H183ZM210 189H211V190H210ZM224 189H225V187H224ZM102 190H103V191H106V188H105V190H104V189H102ZM180 190H181V189H180ZM225 190H226V189H225ZM227 190H228V189H227ZM227 190H226V193L228 192ZM173 191H174V190H173ZM178 191H177V192H178ZM188 191H189V190H188ZM219 192L222 193V196H223V197L220 196L221 193L219 194ZM106 193H107V192H106ZM180 193H181V194H180ZM194 193H195V192H194ZM214 193H215V192H214ZM228 193H229V192H228ZM177 194H178V193H177ZM172 195H173V192H172ZM182 195H183V194H182ZM193 195H194L195 197H194ZM185 196H186V195H185ZM181 197H182V196H181ZM183 198H184V197H183ZM221 198H222V200H223V198H224L225 203H226V204H225V205H226V208L224 207V204H222V205H223V208H222V209H221V207H218V206H219L218 203H220V202H219V199H220V201H221ZM212 200H213V202H212ZM226 200H227V202H226ZM229 200H232V201H229ZM110 202H111V201H110ZM182 202H184V200H182ZM222 203H223V202H222ZM105 204H106V203H105ZM215 204H216V205H215ZM220 204H221V203H220ZM103 205H104V204H103ZM106 205H107V204H106ZM110 205H111V204H110ZM217 205H218V206H217ZM222 205H220V206H222ZM108 206H109V205H108ZM186 206H188V207H186ZM103 207L105 208V205H104ZM103 207H102V208H103ZM199 207H200V208H199ZM231 207H232V206H231ZM104 208H103V209H104ZM198 208H199V209H198ZM224 208H225V209H224ZM232 208H233V207H232ZM186 209H187V210H186ZM219 209H221V210H219ZM184 210H185V211H184ZM224 210H225V211H224ZM232 210H234V209H232ZM106 211H107V210H106ZM108 211H109V210H108ZM108 211L105 212V214L107 213L105 218H107V217L109 218V217H110V213H109L110 211H109V212H108ZM153 211H154V210H153ZM188 211H189V212H188ZM221 211H223V213H224V214L222 213L224 216L221 215V217H224V219H225V220H224V219L222 218V220H221V221H223V220L225 221V223H223L222 226L219 225V222H220V224H222V222L219 221V219L221 218V217H220V214H221L220 212H221ZM126 212H127V211H126ZM138 212H139V211H138ZM138 212H137V213H138ZM108 213H109V214H108ZM133 213H135V212H133ZM137 213H136V214H137ZM152 213H153V212H152ZM228 213H230V212H228ZM228 213H226V215H227ZM126 214H127V215H126ZM126 214H124V215L128 216V213H126ZM148 214H149V213H148ZM150 214H151V213H150ZM154 214H155V213H154ZM154 214H152V216H150L151 219L153 218ZM159 214H157V215H159ZM185 214H186V215H185ZM232 214H233V213H232ZM107 215H109V216H107ZM129 215H133V217H136V218H137V216L134 215V214H131V212H130ZM229 215H230V216H229ZM229 215H228V216L231 217V214H229ZM187 216H188V218H186ZM228 216H227V217H228ZM124 217H125V216H124ZM133 217H132V218H133ZM150 217H149V218H150ZM233 217H235V216H233ZM128 218H129V217H128ZM130 218H131V217H130ZM132 218H131V219H132ZM136 218H135V219H136ZM149 218H148V219H149ZM145 219H146V218H145ZM151 219H150V220H151ZM156 219H158V218H156ZM226 219H227V220H226ZM230 219L233 221L235 218L232 219V217H231ZM132 220H133V221H132ZM132 220H130V223L132 224V222H133V223H135V225L137 226L138 224H136V222H134V218H133ZM146 220H147V219H146ZM154 220H155V219H154ZM136 221H137V219H136ZM156 221H157V220H156ZM144 222H145V221H144ZM147 222H149V221L147 220ZM147 222H146V223H147ZM157 222H158V223L160 222L159 219H158ZM157 222H155V224H157ZM199 222H200V225H199L200 228L198 229V228H197V223L199 224ZM229 222H230V221H229ZM233 222H234V221H233ZM130 223H129V226H130ZM151 223H152V222H151ZM227 224H228V223H227ZM132 225H133V224H132ZM145 225H146V224H145ZM145 225H143V226L145 227ZM157 225H158V224H157ZM159 225H160V223H159ZM228 225H229V224H228ZM232 225H233V223H232ZM141 226H142V225H141ZM141 226H140V228H141ZM152 226H153V225H152ZM154 226H155L156 228L158 227V226H156V225H154ZM154 226H153V227H154ZM219 226L222 227V228H221L222 230L219 229ZM233 226H234V225H233ZM146 227L148 228V226H146ZM146 227H145V228H146ZM149 227H150V226H149ZM227 227H228V226L226 225V229H227ZM237 227H238V226H237ZM137 228H139V227L137 226L135 229H137ZM196 228H197V229H196ZM229 228H230V229H229ZM229 228H228L229 230L227 229V231H229V232L231 231V232H232V226H231V225H230ZM141 229H142V228H141ZM160 229H161V227H160ZM234 229H235V228H234ZM146 230H147V229H146ZM146 230H144V231L146 232ZM163 230H164V229H163ZM149 231H150V230H149ZM161 231H162V230H161ZM206 231L209 233V234H208V235H209L208 237L206 236V235H207V232H206ZM225 231H226V230H225ZM227 231H226V232H227ZM147 232H148V230H147ZM205 232H206V235H205ZM229 232H228V233H229ZM231 232H230V233H231ZM154 233H155V232H154ZM160 233H161V232H160ZM135 234H136V233H135ZM161 234H162V233H161ZM193 234H194L195 236H194ZM146 235H147V234H146ZM164 235H165V236H164ZM204 235H205V236H204ZM149 236H150V235H149ZM149 236H148V237H149ZM204 237H207L208 239H207V238L205 239ZM223 237H225V238H223ZM192 238H191V240H192ZM191 240H190V241H191ZM226 240H227V242H228L227 244H229L230 248H228V245L225 244V243H226V242H225ZM235 240H236V238H234V241H235ZM141 241H142V240H141ZM186 241H184V242H185L186 245H187V242H186ZM144 242H145V241H144ZM188 242H189V241H188ZM192 242H193V241H191V243H192ZM195 242H196V241H195ZM224 242H225V243H224ZM182 243H183V242H182ZM189 243H190V242H189ZM189 243H188V244H189ZM193 244H194V242H193ZM198 245H199V244H198ZM226 245H227V247H226ZM188 246H189V245H187V247H188ZM191 246H192V245H190V247H188V248H189V249H190V248L192 249ZM196 246H197V244H196ZM204 246H205V245H204ZM226 248H227V252L229 251L228 254L230 255V253H231V257L233 258L232 263H229V262L231 261V260H230L231 258H230L229 256H227L228 254H227V255L225 254V253H226V251H225ZM231 248L233 249L232 252H230ZM193 249H194V248H193ZM228 249H229V250H228ZM197 250H196V251H197ZM174 251H175V250H174ZM177 251H178V249H177ZM183 251H185V252H183ZM194 252H195V251H194ZM194 252H193V253H194ZM180 253H181V252H179V254H180ZM196 253H195V254H196ZM182 254H181V255H182ZM186 254H185V256H186L185 258H186V259H184V256H183V255H182L183 257L181 256L182 259L185 261V264H186V261H187V255H186ZM224 254L227 256V258L225 257ZM192 255H193V254H192ZM223 256L226 258L227 262L225 261V258H224ZM228 257H229V258H228ZM202 259H203V260H202ZM204 259H206V261H205ZM196 260H197V261H196ZM228 260H230V261H228ZM192 261H193V262H192ZM194 261H196V262H194ZM242 261H243V260H242ZM233 262H234V263H233ZM160 263H159V264H160ZM187 264H188V263H187Z\"/></svg>", "mask_w": 264, "mask_h": 264}]
</instances>
